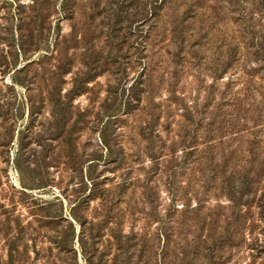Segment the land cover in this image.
Here are the masks:
<instances>
[{
  "label": "rangeland",
  "instance_id": "374dc122",
  "mask_svg": "<svg viewBox=\"0 0 264 264\" xmlns=\"http://www.w3.org/2000/svg\"><path fill=\"white\" fill-rule=\"evenodd\" d=\"M160 1L0 0V264H155L164 231L170 237L167 264H264V180L251 197L244 190L239 199L245 204L232 206L229 196L238 191L243 168L234 167L229 152L239 135L227 134L208 150L202 120L211 117L210 109L197 131L207 142L195 143L204 157L201 182L186 169L180 178L189 184L180 186L176 174L166 187L151 166L150 156L170 154L174 133L191 132V118H201L194 111L208 98L209 76L221 77L209 98L219 101L226 87V100H243L260 112L255 124L251 114L245 125L239 118L237 128L247 129L243 141L261 138L254 131L264 126L258 75L246 95L241 65L213 73L205 61L193 69L176 63H184L186 40L204 49L206 38L225 29L222 21L205 19L209 8L196 14L184 0H167L165 7ZM201 13L207 14L191 20ZM177 31L185 34L184 44ZM214 65L220 68V62ZM170 91L180 99L168 102ZM181 108L189 113L180 116ZM232 109L224 105L216 121L226 125L225 112ZM172 148L181 156L180 145ZM93 158L99 162L91 166ZM193 158L181 160L176 173L181 166L194 168ZM210 162L218 166L214 182ZM88 175L120 201L97 231L92 223L104 214L99 195L73 207L90 190ZM188 185L205 197L197 217L189 212L177 231L179 213L171 209L181 210ZM186 203L195 206V197Z\"/></svg>",
  "mask_w": 264,
  "mask_h": 264
},
{
  "label": "trees",
  "instance_id": "16d2710c",
  "mask_svg": "<svg viewBox=\"0 0 264 264\" xmlns=\"http://www.w3.org/2000/svg\"><path fill=\"white\" fill-rule=\"evenodd\" d=\"M209 1L210 0H184V4H186V6L189 7V9L193 10L196 14L198 10L206 12L207 8L211 9V14H209L208 16L205 17L207 13H201L200 15L194 16L191 20L198 21L203 19L204 17L207 20H212L213 17H215V19H217L218 21H222V27L225 29L222 31H220L219 29L217 32H215L218 35L217 36L213 35L211 39L206 38L205 40L206 47H204L205 50L203 48H198V49L195 48L196 42H194V40L193 41L186 40L185 42V38H186V36H184L185 34L182 35L180 34V32L177 31V37L179 39V43L182 42L181 44H184L185 42L184 46L188 50L186 56L188 61L186 60V58H183L185 59L184 63H182V61L180 60H178L176 63H178L182 67V69H185L186 67L193 69V67L196 64L198 63L200 64L201 62L205 61L206 62L205 67L209 65L206 70H210V71L213 70V73L216 71L224 72V70H226L227 67L232 66V63L236 64V66L241 65L243 73L248 77V80L244 88V91L247 95V93L250 92L251 84H253L252 81L254 76L256 75L259 76L260 79L258 83L259 87L264 82V0H211L213 5H210ZM167 2H168L167 0L164 1L161 0L159 5L165 7V4ZM153 16L156 17V14ZM174 23H176V21ZM210 23H212V21H210ZM172 25L173 23L171 24V26ZM159 34H161V32L156 33L154 37L157 38ZM206 34H208V32H206ZM204 37H206V35ZM182 46L183 45H181V50L179 49V53L183 49ZM204 52H208L211 54L210 58H212L213 62H209L208 64L207 62L208 60L204 57L205 54ZM177 55H178V51H177ZM220 58H222V60H220ZM241 58L243 59L242 61L240 60ZM180 59H182V57ZM216 61L217 63L220 62L219 69L217 68V66L214 65ZM209 77H210V81H208L209 83H206V86L204 87V90L208 89V96H207L208 98L204 100V103H202V105H200L199 108L197 107L195 108L194 114L195 117L197 115L201 116L208 109H210L209 114L211 115V117L207 118L205 122L202 120L203 116H201V118L199 119L196 118L195 120L191 118V121L188 123L189 126L191 125L189 127L190 128L189 130H191V132H189L188 129L187 131L186 129H184L175 132L174 139L172 140L170 146H168V151L170 154H162L159 156H154L153 154L152 156H150L152 157L150 158L151 166L156 168L155 169L156 175L164 179V183L166 187H170L171 184L175 183L174 178L176 174L179 175V178L182 177L185 174L184 171L186 169L197 173L198 174L197 180L201 182V180L204 177L203 176L204 175L203 168L205 165L203 164L204 157L201 153V150L199 149V145L195 144L198 140L201 141L203 140L207 142L205 139L206 137L203 138L201 134L200 135L197 134L199 128L202 127L201 120L204 123V126L206 127V128L202 127V131L203 132L207 131L209 135L208 136L209 141L207 142L208 150H211V148L214 149L215 146L221 144L222 137L226 136L227 134H231L234 136L239 135L238 138H236L237 142L235 148L231 149V151L229 152L230 157L234 158L235 160L234 167L238 166L239 168H243V178L242 180L237 181L238 191H232L231 195L229 196L230 197L229 200L232 203V206H234L235 208L236 207L239 208L240 205L245 204V203H241L239 199L242 196L244 190H246L247 194L250 195L251 197V195H253L252 192L257 190V188L254 187V185L255 186L259 185L258 183L264 180V151H263L264 147L257 148V146H259L258 144L264 145V126L262 127L263 129L254 131L255 133L259 132V135L260 133H262L261 138L260 137L257 138L258 136H256V134H253V137L250 140L243 141L244 138L243 133L247 132V129L242 128L245 126H241L240 128H237L240 120L239 118L242 119V122H244L245 125L248 122L246 119L248 114L249 115L251 114V117L255 118L253 121L254 124L255 122H258V120L261 119L262 116L260 112L256 113L254 111H251L252 109L248 108L247 104L243 103L244 102L243 100L237 99L236 102L234 100L236 98L234 99L232 98L231 101L226 100L224 98L225 90L227 89L226 87H224V89H222L219 92L220 95L219 101H215L213 98H209V95H211L212 92L211 91L212 88L216 87V81L221 78V77L216 78L213 76H209ZM181 97H183V95ZM262 97L264 100V93L262 94ZM177 99L180 98H178V96H174V92L170 91V97L167 98V101L169 100L168 102H170L171 100H177ZM245 99L247 100V98ZM211 101H213L214 104H211ZM233 102L235 104H232ZM224 105H232L233 108L231 111L225 112V115L229 117L228 123L226 125L223 124L224 120L216 121L217 119L216 114L220 113L221 111L220 109H222ZM241 108H243V110H241ZM254 109L256 111L259 110L258 107ZM180 113H182L180 116H183L189 113V111L187 108L186 109L183 108ZM235 121H237V123ZM254 127L255 125L251 126V128ZM257 139H259V141H255ZM100 140H101V144L106 149L105 156L108 157L110 150L107 148L105 138L101 136ZM210 141L214 142L211 143L213 145L210 144ZM176 145L177 146L180 145L182 147L181 156L174 155V153L177 151H173L172 147ZM159 149H161V146ZM259 149L262 152L261 151L258 152ZM167 155H169V158L164 160V157H166ZM192 156H194L193 159L197 163L196 166L190 169L189 166L183 168L181 166L179 167L181 168V171H179V173H176L174 168L180 165L179 162L181 160L185 161L187 159H191ZM98 162H99V158H93V161L92 163H90V165L93 166L92 164H96V163L98 164ZM208 167H209V172H211L210 179L214 182V178L217 176L218 166L214 162H210L208 164ZM18 171L20 172V170ZM97 180L98 179L96 177H93L92 175H88V177H86V182H88V184L90 185V190L87 195H83L80 198V200L73 206L75 207L77 205L82 206L86 203L88 204V200L90 197L99 195L100 197L99 205L101 206V208H103L104 214L101 218L96 220L95 224L92 223V226L93 227L95 226L96 231L99 230V227L102 226L104 222L106 223L107 221H109V219L112 218L113 210H114L113 208L114 206H117L118 203L120 202V201L118 202V200L116 201L115 198L111 197L112 194L108 193V190L104 188V186L99 188V186H97L98 185ZM148 181L149 178H147V184L149 183ZM124 183L121 184V186H125L127 184L126 182ZM177 183L178 184L180 183L179 184L180 186L187 185L189 184V179L188 182L187 181L184 182L180 178V181ZM176 189L179 191L181 190V187L178 186ZM189 189L191 190V192H189L190 191ZM177 190H175L176 192L172 193L173 199L171 201L173 200L175 201L177 199V194H175L177 193ZM204 194L205 193H201L198 190L191 189L190 185H188L187 189L186 187H184L183 195L184 197H186V200L184 203H182L181 210H177L176 207L175 208L173 207V209H171L173 210L172 213L175 212L179 213L178 216L180 219L176 221V228L178 229L177 231H180L182 229L183 222L185 221V219L189 218L188 216L190 215V213L193 216L197 217L196 215H198L199 210L202 207L201 206L202 202L204 201V197H205ZM192 196L195 197L196 204L193 207H189L191 204L190 203L187 204L186 201H188V197L190 200ZM171 210L168 209L167 212L169 213V211ZM260 217L261 220L262 219L264 220V216L261 215ZM72 218L74 220H77V217L73 213H72ZM118 220L119 218H116L115 225H120V222ZM160 237L163 240V246L160 250L161 255H157V258H155V264L156 263L167 264L168 262H166L165 259L168 257V254L167 251H165V247H167L169 243V238H170L169 233L164 231L163 233L160 234ZM185 257L186 255H184V257L180 256L179 258L180 262Z\"/></svg>",
  "mask_w": 264,
  "mask_h": 264
}]
</instances>
